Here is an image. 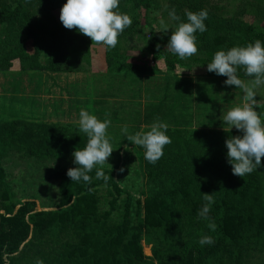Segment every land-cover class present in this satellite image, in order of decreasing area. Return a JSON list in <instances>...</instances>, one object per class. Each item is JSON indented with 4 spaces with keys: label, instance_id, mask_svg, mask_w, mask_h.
<instances>
[{
    "label": "trees",
    "instance_id": "obj_1",
    "mask_svg": "<svg viewBox=\"0 0 264 264\" xmlns=\"http://www.w3.org/2000/svg\"><path fill=\"white\" fill-rule=\"evenodd\" d=\"M66 3L0 0V25L5 26L0 34L1 72L9 71L16 60L22 71L48 72L70 71V61H83L86 53L82 46L90 37L65 28L53 15ZM247 7L258 21L264 20L262 2H246L239 12L225 16L213 0H168L167 11L175 9L178 24L187 22L185 10L208 11L204 21L207 31L197 30L194 35L198 51L206 54L210 63L217 51L237 47L240 40L246 45L260 40L264 46V29L241 17ZM129 8L138 16L142 11L149 14L152 0H120L115 11L127 14ZM133 31L132 26L127 27L118 39ZM149 49L154 60L161 55L169 70H176L173 55L162 48L156 33ZM120 55L117 45L108 50L109 74L160 72L155 62L130 63L119 60ZM237 76L255 78L247 76L243 67L237 68ZM165 107L159 104L148 110L147 117L159 118L156 115ZM192 122L177 120L174 127H167L171 143L155 164L145 159L143 147L130 143L146 180L138 193L142 201L118 184L114 169L102 168L109 177L107 182L97 179L101 167L96 166L88 173L90 184L72 182L67 171L77 167L73 152L86 147L88 139L79 127L23 119L1 121L0 264H36L37 260L44 264H252L256 257H264V167L244 177L234 175L226 140L243 133L193 129ZM13 154L38 162L71 160L50 176L58 181L55 210L37 211L35 202H16L3 167L4 159ZM261 162L264 164V158ZM101 188L107 191L109 210L101 208ZM203 193L214 196L210 220L197 214L206 203ZM210 223L215 224V230ZM205 235L211 236L214 244L201 246L198 241ZM144 245L151 248L152 257L145 255Z\"/></svg>",
    "mask_w": 264,
    "mask_h": 264
},
{
    "label": "rangeland",
    "instance_id": "obj_2",
    "mask_svg": "<svg viewBox=\"0 0 264 264\" xmlns=\"http://www.w3.org/2000/svg\"><path fill=\"white\" fill-rule=\"evenodd\" d=\"M246 2H254L256 4L258 2L264 3V0H213V3L220 8L219 13L225 16L239 12L243 4L246 5ZM127 4L129 5V3ZM167 9L168 0H152V8L149 14L142 11L138 16L130 8L127 9V14L132 19L131 26L134 31L132 34H126L125 38L118 39L117 46H119L122 54L119 60L138 64H143L146 61L155 62L160 68V72L140 77H134V74H130L133 77H130L129 80L134 78V82L131 81V84H128V82L123 80L121 82L123 88L120 90L119 88L112 89L110 94L105 95L106 98L111 97L112 110H114L111 116V126L113 127H108L106 130L113 152L108 158V163H105L102 168L114 169L115 180L118 184L131 189L132 195L142 201L144 198H140L138 193L142 191L146 180L141 173L139 157L132 149L133 147H129L131 142L127 140L122 128L129 121V123L135 122L137 124H134L133 127L131 126L132 128L127 126L128 134H135L141 131L138 126L142 123L143 111L145 106H147L144 102L145 92L143 88L145 85L151 84V91L149 90L148 94L153 106V108L151 107L152 110L159 104H165L164 111H159L156 116L161 119L162 123H166L171 127H174L176 121L179 120L181 122L188 121V123L193 121L192 126L194 129L237 130L234 127L232 129L228 128L220 117L223 112L226 113L232 107L242 106L245 102V94L242 89L237 88L235 85L229 86L224 83L227 77L209 74L207 70L208 58L201 51H197L195 55L185 59H180L177 55H173L170 52L176 63L174 72L169 70V66L163 56L159 55L156 60L151 57L149 47L153 33L157 34L162 48L168 51L167 44L170 36L172 31L178 26V23L169 17ZM60 14L61 9L53 13L58 23H62ZM134 17L137 20H133ZM241 17L245 21L261 26L264 29V20L258 21L250 11V7H247ZM161 20H164L168 25V32L163 31L160 25ZM4 27V25H0V34ZM246 46V43L241 42V40L239 45H237V47ZM82 47L86 57L78 63L70 61L68 64L70 71L60 72L63 73L62 76L76 74L73 76L72 82L86 83L81 73H111L107 63V53L111 49L110 47L104 44H93L91 38ZM231 48L229 47V49ZM34 72L37 71H22L18 60L14 61V65L9 71H0V122L14 119L40 120L44 123L54 121L55 118L53 116L49 115L50 117H48L47 112L42 116L43 113L41 112L42 106L45 105L46 107L47 102H51L53 94L51 91L47 92V90L34 92L32 81L37 78V75L43 76ZM41 72L44 73L46 71ZM241 80L247 83L252 79ZM133 84L134 86H132ZM71 86L70 96L66 94V96H69L71 109L67 115L59 117L61 124H55L79 127V123L75 122H79V112L82 106H87L86 102L80 98L86 93L88 88L86 89V85H82V89L78 93L75 91L76 84L72 83ZM62 91L67 93L66 89ZM254 91L256 99L260 102V107H257L256 111L261 114L262 122H264V84L258 86ZM63 96L65 95L63 94ZM123 103L128 104V114L126 110L121 109ZM174 103H176L175 109L170 112ZM37 110L40 117L36 116ZM100 114H103V112ZM70 163V159L65 162H38L33 158L13 154L4 159L3 167L6 171L8 182L15 192L16 202L21 204L35 202L37 211H51L55 210L59 202V191L58 181L51 179L50 176L52 171L66 167ZM96 167L101 166L96 165ZM122 168L124 169L123 172L120 171ZM98 194L102 200L101 208L109 210L107 191L101 188L98 190ZM118 213L115 218H118ZM144 253L147 257H152L151 248L147 245H144ZM252 264H264V257H256Z\"/></svg>",
    "mask_w": 264,
    "mask_h": 264
},
{
    "label": "clouds",
    "instance_id": "obj_3",
    "mask_svg": "<svg viewBox=\"0 0 264 264\" xmlns=\"http://www.w3.org/2000/svg\"><path fill=\"white\" fill-rule=\"evenodd\" d=\"M120 0H67L63 5L60 20L67 29H77L83 35L90 37L93 44H104L114 48L118 43V36L132 24V19L128 14L115 11L119 7ZM187 22H180L172 31L167 50L180 59L189 58L198 51L196 36L197 30L200 33L207 31L204 21L208 17L206 9L199 12L185 10ZM169 17L174 21H179L175 9L169 12ZM164 32H168V25L164 20L160 21ZM159 47V45H158ZM43 53V52H42ZM45 54V53H44ZM243 67L249 77H255L245 83L237 76V68ZM209 72L226 76V85H235L244 92V103L242 106L232 107L227 112H223L220 119L228 128L233 127L243 134L230 137L226 140L228 149L227 157L232 165L234 175L244 177L257 168L264 167V122L261 114L256 111L260 107V102L256 99L255 89L264 84V46L260 40L254 44L250 43L246 47H232L225 51H217L214 58L207 64ZM79 131L86 134L87 143L83 149L77 148L73 152L75 168L67 171V176L72 182L91 183L88 175L96 165L101 169L97 170V179L108 181L102 170V166L108 163V158L113 152L110 138L106 135V130L111 124V120H99L95 115H90L88 111L81 109L79 112ZM168 125L156 121L150 125L148 131H138L135 134H128L127 126L122 128L127 140L135 146H141L145 150V159L155 164L162 156L164 147L171 143V139L166 135ZM121 172L124 169H120ZM203 204L198 210V216L204 220H210V207L214 203L213 193H203ZM215 230V224L209 225ZM201 246L214 244L211 236H202L198 241ZM36 264H44L42 260H37Z\"/></svg>",
    "mask_w": 264,
    "mask_h": 264
},
{
    "label": "crops",
    "instance_id": "obj_4",
    "mask_svg": "<svg viewBox=\"0 0 264 264\" xmlns=\"http://www.w3.org/2000/svg\"><path fill=\"white\" fill-rule=\"evenodd\" d=\"M34 73H39L43 75V76L37 75V78L32 81V84L34 86V89H33L34 92H41V91L47 90V92L51 91L53 94V96L51 97V102H47L46 107L45 105L42 106L41 108V112L43 113L42 116H44L45 115L44 113L47 112L48 117H50L49 115H51L53 116V118H55L54 121L50 123H60V124L62 122L60 121L59 117L63 115H67L71 109V106L69 103V96H70V91H71L70 87H72L71 86L72 83L76 84L75 91H77L78 93L79 91H81L82 85L83 86L86 85V89L87 88L88 89L86 93H84L81 96L80 99H83V101L86 102L87 106H82V109L85 108L84 110L88 111L90 115H95L99 120L104 121L105 119L111 120V116L113 115V111H114L112 110L113 108H112V103H111V100H112L111 97L106 98L105 95L110 94L112 89L119 88L120 90L121 88H123V85L121 83L123 80L128 82V84L129 83L131 84V81L133 82L135 81L133 80L134 78H131L129 80L130 77H133L130 75H121V74L111 75V74H97L94 72H87V73L85 72V73H81V75H83L82 77H84V82L86 83H83V82L79 83L78 81L72 82L73 76H75L76 74L62 76L63 73H60V72H57L54 74L53 72H48V71L44 73H42L41 71H37ZM151 74H155V73H148V74H145V76L151 75ZM140 76L142 75H135L134 77H140ZM132 86H134V84ZM65 89L67 90V93L65 91H62ZM143 89L145 92L144 102L147 104V106H145L144 111H143L144 117H143L142 123L138 127L144 131L146 129H150V125L153 124L154 122L156 121L161 122V119H158V118L152 119L151 117L150 118L147 117L148 115L147 111L153 108V106L151 105L149 94H148V91L149 90L151 91V84H148L147 86L145 85ZM68 90H69V93H68ZM146 92H147V96H146ZM63 94L65 96H63ZM66 94H68L69 96L68 95L66 96ZM121 106H122L121 109L126 110L128 114V104L123 103V105ZM88 107H89V110H88ZM101 112H103V114H100ZM38 114L39 112L37 110L36 116L40 117V115ZM126 120L128 121V119ZM34 122L44 123L40 120H35ZM75 123H79V122H75ZM134 124H137V123L135 122L129 123V121L126 122V126L133 127ZM109 127H113V126H111L110 124Z\"/></svg>",
    "mask_w": 264,
    "mask_h": 264
}]
</instances>
